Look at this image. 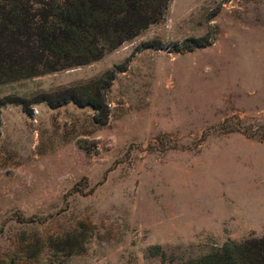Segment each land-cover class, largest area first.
Segmentation results:
<instances>
[{"label": "rangeland", "instance_id": "rangeland-1", "mask_svg": "<svg viewBox=\"0 0 264 264\" xmlns=\"http://www.w3.org/2000/svg\"><path fill=\"white\" fill-rule=\"evenodd\" d=\"M123 62L103 122L36 100ZM0 102V264H169L264 231V0H169L94 60L0 83Z\"/></svg>", "mask_w": 264, "mask_h": 264}, {"label": "trees", "instance_id": "trees-1", "mask_svg": "<svg viewBox=\"0 0 264 264\" xmlns=\"http://www.w3.org/2000/svg\"><path fill=\"white\" fill-rule=\"evenodd\" d=\"M168 1L0 0V83L94 60L157 21ZM205 44V38L188 37L182 45L191 49ZM146 46L155 44L143 41L134 50ZM125 62L97 79L38 95L36 100L49 106L67 101L89 105L94 119L103 122L107 107L100 91L115 72L125 68ZM224 243L205 255L169 264H264V231L257 237Z\"/></svg>", "mask_w": 264, "mask_h": 264}]
</instances>
